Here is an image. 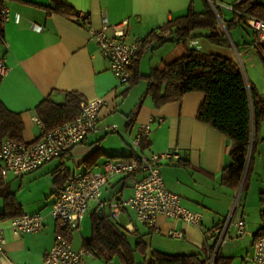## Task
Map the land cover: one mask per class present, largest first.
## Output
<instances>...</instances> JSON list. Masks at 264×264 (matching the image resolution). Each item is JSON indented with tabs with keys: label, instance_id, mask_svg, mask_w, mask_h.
<instances>
[{
	"label": "crops",
	"instance_id": "0c3cea01",
	"mask_svg": "<svg viewBox=\"0 0 264 264\" xmlns=\"http://www.w3.org/2000/svg\"><path fill=\"white\" fill-rule=\"evenodd\" d=\"M59 1L69 10H54L53 0H4L7 18L2 29L0 57L4 59L8 71L0 79V101L9 111L21 115L25 143L39 138V127L34 117H37L36 106L43 100L63 103L66 92H77L82 100L102 98L105 103L99 111L97 129L68 152L22 176L12 173L1 176L8 183L22 214L39 212L45 218L42 229L18 236H14L8 228L11 217L0 221L5 239L0 264L41 263L59 233L49 210L59 189L73 171H100L108 159L130 160L138 154L165 152L171 155L159 165L165 187L180 196L182 206L201 212L202 228L208 229L209 233L182 220L160 216L157 224L161 231L151 233L150 253H135V264H143L144 258H148L153 250L171 255L193 254L203 253L214 244L224 264H258L244 258L251 255L255 236L264 228V204L260 201V195L264 193V121L258 128L250 153V177L244 200L238 210L233 209L237 189L222 181V170L231 162V141L196 118L204 93L187 92L179 101L155 105L152 97L145 95V78L133 86L118 82L89 31V27L100 28L104 22L113 24L127 20L128 40L140 41L153 29L186 15L189 9L204 12L207 5L210 7L208 2ZM76 14H86L88 23H81L75 18ZM223 17L230 18L227 15ZM199 33L206 34V31ZM233 40L241 43L238 36L233 35ZM193 41L194 49L234 58L232 47L211 44L203 37ZM155 48L145 50L139 62V71L144 76L158 64L168 49L154 54ZM240 49L245 53L249 47L242 46ZM247 80L256 87L253 81ZM258 92L264 94V91ZM150 118L153 119L149 123L150 133L134 152L131 139L140 125ZM113 124L116 128H109ZM138 177V174L113 176L103 186L101 199L129 196L133 181ZM3 206L4 203L0 202V212ZM99 211L95 202H90L78 228L64 231L67 238L64 237L74 249L83 247L84 241L90 238L91 217ZM103 215L109 216L106 208L102 209ZM114 221L128 236L134 235V241L145 242L140 230L144 226L136 221L131 210H125ZM240 223L244 226L243 234L239 233ZM170 228L182 229L185 237L167 240L165 232ZM221 234V242L217 246ZM129 243L132 245V242ZM84 264L123 263L117 256L106 259L90 255L85 258Z\"/></svg>",
	"mask_w": 264,
	"mask_h": 264
},
{
	"label": "trees",
	"instance_id": "16d2710c",
	"mask_svg": "<svg viewBox=\"0 0 264 264\" xmlns=\"http://www.w3.org/2000/svg\"><path fill=\"white\" fill-rule=\"evenodd\" d=\"M3 1L0 0V10ZM53 3V9L56 11L69 10V7L59 0H53ZM216 10L235 48L239 51L242 45L252 44L261 62L264 63V43L254 44V38L251 42L244 40L238 43L233 40L231 32L239 26L247 27L246 16L264 19V0H243L237 3L234 11H231L230 18H224L217 8ZM75 16L77 19L78 14ZM200 31H206V34H201ZM165 32L167 35H164ZM2 37L3 30L0 24V41ZM200 37L211 44L231 48L229 39L208 5L201 13L189 9L186 15L170 20L144 36L132 59L128 83L133 86L145 78L147 80L145 95H150L157 106L179 101L187 92L204 93V100L198 108L196 118L225 135L233 144L230 151L231 162L222 170V181L237 189L256 133L264 121V94L258 92L250 81L247 85L243 70L235 58L210 54L190 47V41ZM165 42H169L170 47L162 54L158 64L151 68L149 74L142 75L139 71V62L144 51ZM81 100L79 93L66 92L63 103L43 100L36 106L35 113L46 130H51L74 119L79 113ZM23 131L21 115L9 111L0 101V140L8 137L24 142ZM250 166L251 157L247 175ZM0 197L4 201L0 221L22 214L14 194L10 192L8 183L4 182L1 175ZM260 201L264 204V193L260 195ZM67 231L66 229L65 232ZM59 233L66 237L64 232ZM261 235H264V228L260 229L255 238ZM144 246L145 244L138 240L135 247H131L128 235L119 224L110 216L98 214L92 215L91 236L83 243V248L90 255L106 259L117 256L123 264H135L134 253L140 250L145 255V250H141ZM214 248L215 244L207 247L203 253L178 255L153 250L148 258H144L143 264H208ZM212 264H224L218 253Z\"/></svg>",
	"mask_w": 264,
	"mask_h": 264
},
{
	"label": "built area",
	"instance_id": "2783aa9c",
	"mask_svg": "<svg viewBox=\"0 0 264 264\" xmlns=\"http://www.w3.org/2000/svg\"><path fill=\"white\" fill-rule=\"evenodd\" d=\"M211 8L216 5L234 11V6L243 0L225 2L220 0H206ZM4 2V1H3ZM7 18V9L2 6L0 10V24L3 29ZM78 20L88 23L86 14H79ZM245 24L253 31L254 44L264 43V19L253 16H246ZM127 20L109 24L104 22L100 28L89 27L91 37L97 43L100 52L110 65V70L120 84L128 83L130 78V65L140 41H129L127 37ZM35 29H40L34 26ZM193 48L194 41H190ZM6 45V43H5ZM8 71L4 59L0 57V79ZM102 98L93 100H81L79 113L67 122L62 123L54 129L46 130L41 120L34 117L39 127V138L32 143L18 142L5 137L0 140V175L5 177L7 173L15 176H22L34 171L48 161L57 158L68 152L74 145L82 142L85 137L95 131L98 127L99 111L104 105ZM140 125L137 133L131 139V147L134 152L150 133L149 123ZM109 128H116V124ZM233 148V144L230 143ZM168 152L152 153L150 155L138 154L130 160H112L104 162L100 171H73L66 183L59 189L55 201L52 203L49 214L56 222L59 232L66 229H77L82 219L86 216L90 202H95L99 209L106 208L110 218H120L127 209L131 210L138 223L149 229L153 234L160 233L157 219L160 216L182 220L187 224L202 228V214L199 211H192L181 205L180 196L169 191L160 173L161 162L170 158ZM138 174L139 177L133 181L132 192L129 196L102 200L103 186L115 175ZM45 216L39 212L23 213L8 220V228L14 236L26 233L37 232L42 229ZM239 233L245 232L244 226L240 223ZM4 228L0 224V253L5 242L3 236ZM206 234L208 229H203ZM165 235L172 239H183L185 232L182 229L170 228ZM220 235L217 246L221 242ZM208 252H210L208 250ZM211 263L216 254L217 247L211 251ZM90 253L83 247L74 249L71 243L58 233L56 239L44 256L40 264H84L85 258ZM245 260L264 264V235L254 239L252 252ZM209 260V261H210Z\"/></svg>",
	"mask_w": 264,
	"mask_h": 264
},
{
	"label": "rangeland",
	"instance_id": "374dc122",
	"mask_svg": "<svg viewBox=\"0 0 264 264\" xmlns=\"http://www.w3.org/2000/svg\"><path fill=\"white\" fill-rule=\"evenodd\" d=\"M196 1H199V0H196ZM214 1L217 2L220 0H214ZM232 1L233 0H225V2H227V3L232 2ZM216 8L219 10V12L221 13L222 16L227 15V16L231 17V11H229L223 7H220L218 5H216L215 9ZM231 32H232V36L233 35L238 36V38H240L241 42H243L244 40H246L247 42H251V40L254 38L253 31L248 27L239 26L236 29H233ZM196 39L199 40V38H196ZM168 46H170L169 42L157 44L154 54L160 53L161 51H165L168 48ZM231 47H232L231 53H232L233 57L236 59V61L239 63L240 67L242 68L245 77L247 79L253 81L258 90L264 91V63L261 62V60H260L259 56L257 55L255 49H253V45L250 43H249V45H245L244 47H249V49L245 53L242 52L241 49H239V51L237 49L235 50L232 45H231ZM246 175H247V173H246ZM246 175H245V178L243 180L242 185H241V182H242V180H241V182L237 188V195L235 194L234 199H233V209L237 208V210H238L240 204L244 200L246 189L248 187L250 171L247 175V178H246ZM240 185H241V187H240ZM0 202L4 203L2 198L0 199ZM146 229H147L146 227H140L142 235L145 237V240H144L145 246L141 250H145L146 254H149L150 253V245H151V232L149 231V229H147V230ZM128 237H129V241L132 242L131 247H135L136 241H134L135 240L134 235H129ZM166 239L172 240L169 237H166ZM135 253L144 255L143 252L140 250H137Z\"/></svg>",
	"mask_w": 264,
	"mask_h": 264
},
{
	"label": "water",
	"instance_id": "95a60500",
	"mask_svg": "<svg viewBox=\"0 0 264 264\" xmlns=\"http://www.w3.org/2000/svg\"><path fill=\"white\" fill-rule=\"evenodd\" d=\"M211 10H212V11L214 12V14L216 15V17H217V19H218V21H219L221 27L223 28L224 33L226 34L227 38L229 39L231 45H232L233 48L236 50L235 46L233 45V43H232V41H231V38H230V36H229L227 30L224 28V25H223V23H222V20H221V18L219 17V15H218L216 9L211 8ZM244 76H245V75H244ZM245 79H246V83H247V85H248V80H247L246 77H245ZM249 159H250V155H249L248 158H247V162H246L245 170H244V173H243V177H242L241 185H242L243 180H244V178H245V175H246V173H247V169H248V165H249ZM241 185H240V187H241ZM98 214H99L100 216L102 215V209H100V211H99ZM208 264H212V263H211V260L209 261Z\"/></svg>",
	"mask_w": 264,
	"mask_h": 264
}]
</instances>
